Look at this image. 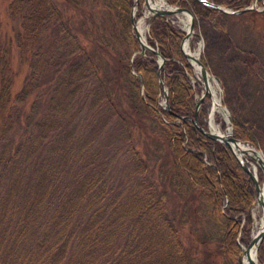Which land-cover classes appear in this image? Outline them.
<instances>
[{"label":"trees","instance_id":"trees-1","mask_svg":"<svg viewBox=\"0 0 264 264\" xmlns=\"http://www.w3.org/2000/svg\"><path fill=\"white\" fill-rule=\"evenodd\" d=\"M166 2L189 5L203 19L222 15L198 0ZM131 3L101 0L114 16L110 27L126 42L123 51L116 52V70L110 71L82 46L53 0L8 2V14L20 18L15 42L28 71L11 95L8 47L1 42L0 264H198L180 242L178 219L165 205L166 187L183 197L192 212L196 205L188 200L193 199L212 210L214 232L201 234L200 239H215L236 264L232 258L239 250L236 235L240 230L239 239L246 243L250 228L247 207L255 196L253 184L226 145L192 124L198 81L191 84L193 69L180 49L184 31L162 16H157L147 41L155 42L164 57L160 77L167 106L155 102L157 63L137 54L131 69L141 76V98L139 77L129 67L130 53L137 48L129 21ZM227 3L233 8L246 4L245 0ZM142 6L143 0H138L135 18ZM231 16L264 32V8ZM86 21L89 24H81L79 31L94 46L115 50L112 29V40L104 43L90 28L95 18L88 16ZM235 50L225 52H231L228 60L239 83L253 80L263 100L264 61L253 49ZM199 61L205 65L202 57ZM30 94L35 97L25 111L22 103ZM208 103L205 95L196 113L203 128ZM245 104L230 110L232 135L264 146L256 113ZM143 114L152 116L151 128L170 155V165L158 171L157 181L131 139L133 117ZM104 124L110 131L105 137L116 138L119 146L98 138ZM221 124L225 126V121ZM117 154L122 157L121 168L114 164ZM116 172L127 179L123 188L114 181ZM257 178L261 180L259 169ZM256 257L264 263V237Z\"/></svg>","mask_w":264,"mask_h":264},{"label":"rangeland","instance_id":"rangeland-1","mask_svg":"<svg viewBox=\"0 0 264 264\" xmlns=\"http://www.w3.org/2000/svg\"><path fill=\"white\" fill-rule=\"evenodd\" d=\"M9 1L10 0H0V43L4 42V44L8 47V73L11 77L10 94L13 95L15 91L19 88L24 76L26 75L28 71V65L26 60H22L20 58L16 46L15 39L17 31L19 30L20 18L18 15L11 16L8 14L7 4ZM53 1L56 6L62 10L63 16L68 19L71 29L78 35L82 46L86 49L91 50L93 57H95L100 64H105L110 71L116 70V52H122L124 46L126 47V42L124 41V39H122L121 35L117 33L114 27H110V23H112V21L114 20V16H110V12L106 9V7L102 6L101 0H97L95 2L92 0H83L82 3L78 2L79 0H72L69 2H67L66 0ZM164 1L166 2V0ZM228 1L238 2L244 0H226L225 2L218 4H221L228 8H233V6H229V4L227 3ZM251 1L252 0H245L246 4H244L243 6L250 4ZM255 7V10L262 11L264 8V0H256ZM185 8L189 9L193 13L192 8L189 5H186ZM136 10L137 6L134 11L133 18L136 19V21H139L141 18H143L142 14H146L147 10L144 6H142L140 9L141 14L135 18ZM231 15V13L222 12V15L214 14L208 17L207 19H203L193 13V30L194 32L198 33V40L200 42L198 58L202 57V59H204L205 61V66L208 68L210 74L215 75L219 78V82H214L213 84L214 94L216 98H218V101L227 108V110L229 111V115L231 116V109L234 110L238 107H244V104L246 103L245 109L248 108L250 112L256 113V118L259 123L258 127L261 131L264 132V99L261 100L262 98H260L261 96L258 92V88L260 87L249 78H246L242 80L241 83H239V75L236 73L235 69L231 67L228 60L229 54L231 52L227 54L225 52L230 48V50L234 51L235 53V47L237 49H253L260 55V57L264 61V32H260V29L257 30L253 28V26H251L250 24H246ZM88 16H92V18H95L93 26L90 27L93 31V35L97 37L101 36L104 43L108 39L112 40L111 36L109 35V30L112 29V32L116 39L115 41L113 40L111 43L114 46L115 50L113 48H108L105 46H94L93 42L81 31H79V27L81 26V24H83V26L89 24V22L86 21V18ZM157 19L158 17L156 16L153 19H149L146 23V27L144 28V35L147 43V40L149 39L150 28L151 26H153L154 21ZM167 19L170 20L172 24H178L182 26V19H185V17H181L179 14L177 16L167 14ZM143 24H145V22H143ZM151 46L156 48L155 42ZM189 48L192 52L197 49L196 41L193 39L192 36L189 40ZM137 49L138 44L137 48L130 53L129 60L131 59V67L132 58L134 56L136 57V55L138 54ZM148 51L149 50L146 49L145 52H147V54L144 53V55L141 57L153 59L157 63L156 56L151 51H149L151 54L148 53ZM195 73L196 71L195 69H193V74H190V81L193 79V77H195ZM195 80L198 81L199 89H201V78L198 73L196 74V78L191 81V84H194ZM157 86L159 88V92H156L155 102L162 108H165L167 104L166 106H164L162 99V87L161 83H159L158 81ZM199 93L200 91L197 93L196 99L198 98ZM257 95H259L260 97H258ZM34 97V94H30L25 99V101L22 103L23 110L26 111L28 109V105ZM210 105L211 103L209 99V103L206 107V114L204 115L205 120H208L207 113L209 111H212V107H214L213 103L211 105V108ZM199 106L197 108V111L199 109ZM214 108L215 109L212 111L213 123L217 126L220 131H223L225 126H222L221 123L225 121L226 116L218 108ZM133 120L134 122L130 126L132 143L135 148L140 152V154L144 158H147L148 173L151 178L157 181L158 171H165L166 168H168L170 165L169 152L165 147L163 141H161L162 138L158 134V132H155V130L153 131L151 128L153 126L152 116H150L149 114H143L142 116L134 115ZM107 129L108 126L104 124L100 129L98 138L101 139V142L104 144L109 142L119 146L120 143L116 142V138L110 139L108 137H105L107 136L106 134L110 132ZM209 129L212 130V128ZM261 135H263L264 138V133H262ZM157 142L160 143L161 147H157ZM252 146L257 149L264 157V146H262L260 142H256V144L252 143ZM115 148L116 147L111 148L110 150L114 151ZM118 154L114 155L113 157L114 164L116 165V167L121 168L122 157ZM155 156H157V158H155ZM247 159L250 161V163H254L252 159ZM115 171L116 170L113 171L112 175ZM115 178L114 181L116 183L120 182L118 186H122L123 188L126 184L127 179H124L123 174L121 172H116ZM263 183L264 178L260 182L261 187ZM166 195L167 197L165 205L168 212L172 215H175V218L176 220L178 219V222L181 221L180 223L177 222L180 242L183 247H186L191 252L198 264H235L227 256V254L221 252L215 239L208 237H205V241H201L200 239L201 234H208V231L212 233L214 232V223L211 221L212 210H209V208L206 207L205 203L198 201V199H193L191 201L188 200L192 203L193 206L196 205V210L192 212L188 206L183 204L186 202V200L183 197H180L173 190L169 189V187H166ZM256 204L257 203L252 204L251 201L247 207V215L250 222L249 232L247 237L245 238V241L247 242L249 240L251 228H253L254 230L255 227V225H253V223L255 222L254 214H256V216L258 217V213H256L255 211ZM184 206L185 209H183ZM248 209L250 211L249 214ZM242 221L244 220L242 219ZM240 236L241 235L239 230L236 235V242L239 241L243 245H246L247 242H242L239 239ZM237 252L235 253V255L232 256L235 262Z\"/></svg>","mask_w":264,"mask_h":264},{"label":"water","instance_id":"water-1","mask_svg":"<svg viewBox=\"0 0 264 264\" xmlns=\"http://www.w3.org/2000/svg\"><path fill=\"white\" fill-rule=\"evenodd\" d=\"M199 1L202 2L203 4H206L210 7H212V8H215L217 11L224 12V13H231V14L241 13V12L249 10V9H256V7H255L256 0H252L250 4L242 6L240 8H228V7H225L221 4L215 3L212 0H199ZM137 2H138V0H133L132 4L130 6V12H129L130 27H131L132 32H133V34H134V36L138 42L137 52H138L139 56H143L144 51L146 49L151 51L156 56V59H157L156 78H157V81L159 83H161L163 103H164V106H166V104H167V102H166V88H165V86H164V84L160 78V68L163 65L164 57L157 51V49L155 47L149 45L148 43L142 42L140 39V34L137 31L136 25H135V23L137 21L134 20V18H133L134 17V11H135L136 6H137ZM152 2H153L152 0H143L144 6L147 10L146 15H145V13L142 14V17L145 18V24L147 23V21L149 19H153L154 17H156L158 15L167 18V14L176 15V16L179 14L181 17L186 16L188 19V23H187V26L185 28L180 26L181 29L184 31V34H183V36L181 38V42H180V49H181V52H182L184 58L186 59V61L190 64V66L193 69H195L196 73H198V75L201 78V81H200L201 82V90H200V93H199L198 98H197L195 105H194V110H193V115L191 117V122L196 127V129L199 130L206 137L211 138L213 140H216V141L221 142L224 145H226L230 149V151L234 155V157L237 159V161H238L239 165L241 166V168L243 169V171L250 178V180L253 184L254 190H255V196L252 200V204L257 203V206L259 208L258 210H259V213L261 216V224H260L258 229L253 230V228H251L249 240H248L246 245H243L239 241L237 242V244L239 246V250L236 254V263L241 264L242 255L244 253H247L249 255V257H248L249 264H264V263L259 262L257 260V257H256L257 246L264 237V203L260 199V192H259L260 183L258 182V179H257L256 169L258 168L260 170L261 177L264 178V157H263V155H261V153L257 149H255L252 146L251 142L235 138L232 135V123H231L229 111L219 101L214 100L213 92L211 91V88L208 84V79L210 76L213 77V79L215 80L216 83L219 82V78L215 75L210 74L208 68L199 61L198 55H197V57H192L188 52L183 50L182 45H183L184 40L188 36V34H190L193 37V39L196 41L197 48H199L198 43H197L199 41L198 40L199 35H198V33L194 32V30H193V20H194L193 13L185 7H181V6H177V5H170V4H167L165 1H164L165 6H163V7H155L152 4ZM129 66L131 67V59L129 60ZM130 71L133 73L134 76H139V73L133 71L132 69H130ZM205 94H207L209 96L211 105L213 102L216 103L219 110H221L222 113L225 114V116H226L225 128L223 131H220V130H216L215 132L211 131L209 129V127H210L209 120H206V123H207L206 128H203L197 122V119H196L197 108H198L200 102L202 101L203 97L205 96ZM139 95L141 96V98H143L141 76H139ZM211 105H210V108H211ZM210 112L211 111H209L207 113V117H209ZM241 144H244L245 146H241ZM247 158L254 160L256 169L251 166V163ZM225 203H226V196H225ZM249 213H250V211L248 209V214ZM253 225H254V223H253Z\"/></svg>","mask_w":264,"mask_h":264},{"label":"bare ground","instance_id":"bare-ground-1","mask_svg":"<svg viewBox=\"0 0 264 264\" xmlns=\"http://www.w3.org/2000/svg\"><path fill=\"white\" fill-rule=\"evenodd\" d=\"M153 2H152V4L155 6V7H163V6H165V3H164V0H152ZM147 14V13H146ZM145 14V15H146ZM185 17V19H182V26L185 28L186 26H187V23H188V19H187V17L186 16H184ZM145 20V18L143 17V18H141L139 21H137L136 22V29H137V31L139 32V34H140V39H141V41L142 42H145V43H147L146 42V39H145V33H144V28L146 27V24H143V22H145L144 21ZM190 37H191V35L190 34H188V36L186 37V39L184 40V42H183V45H182V47H183V50L184 51H186V52H188L192 57H197V55H198V50H199V48H197L195 51H190V48H189V40H190ZM198 43V46H200V42L198 41L197 42ZM211 77V76H210ZM209 77V79H208V84H209V86H210V88H211V91L213 92V97H214V100L215 101H218V98H216V96H215V94H214V82H215V80L213 79V77H211L210 78ZM192 81V80H191ZM216 83V82H215ZM213 105H214V107H216V108H218L217 107V105H216V103H214L213 102ZM214 107H212V111L215 109ZM219 109V108H218ZM212 111L210 112V115H209V117H208V120H209V124H210V127L209 128H212V130H213V132H215L216 130H218V128H217V126L213 123V120H212ZM221 111V110H220ZM222 112V111H221ZM225 115V114H224ZM231 119V118H230ZM211 130V131H212ZM241 146H245L244 144H241ZM252 161H254V160H252ZM251 166L253 167V168H255L256 169V166H255V162L254 163H251ZM259 192H260V199H261V201L264 203V183H263V185H262V187L260 186V188H259ZM257 209H259L258 208V206H257V204L255 205V211H256V213H258V217L256 216V214H254L255 215V217H254V225H255V227H254V230L255 229H258L259 228V226H260V224H261V216H260V213H259V210H257ZM255 213V212H254ZM258 254V253H257ZM253 255V254H252ZM248 257H249V255L247 254V253H244L243 255H242V257H241V264H249V260H248ZM258 258V257H257Z\"/></svg>","mask_w":264,"mask_h":264}]
</instances>
